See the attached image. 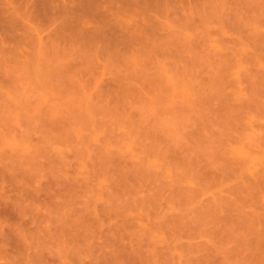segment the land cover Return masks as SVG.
<instances>
[{
    "label": "rangeland",
    "instance_id": "1",
    "mask_svg": "<svg viewBox=\"0 0 264 264\" xmlns=\"http://www.w3.org/2000/svg\"><path fill=\"white\" fill-rule=\"evenodd\" d=\"M41 262L264 264V0H0V264Z\"/></svg>",
    "mask_w": 264,
    "mask_h": 264
},
{
    "label": "bare ground",
    "instance_id": "2",
    "mask_svg": "<svg viewBox=\"0 0 264 264\" xmlns=\"http://www.w3.org/2000/svg\"><path fill=\"white\" fill-rule=\"evenodd\" d=\"M11 158H12V159H11V160H12V162L14 163L13 157H11ZM14 159H16V157H15ZM6 161H7V160H6ZM13 163L9 162V163H7V164H8V165L10 164V166H11V165H13ZM7 164H5V166H4V167H7V166H6ZM41 263H42V262H41ZM42 264H43V263H42Z\"/></svg>",
    "mask_w": 264,
    "mask_h": 264
}]
</instances>
